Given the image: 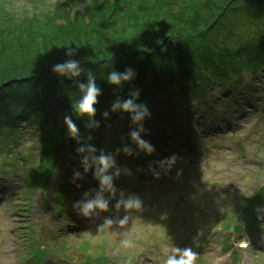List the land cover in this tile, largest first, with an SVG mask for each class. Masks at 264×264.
<instances>
[{"label": "rangeland", "instance_id": "1", "mask_svg": "<svg viewBox=\"0 0 264 264\" xmlns=\"http://www.w3.org/2000/svg\"><path fill=\"white\" fill-rule=\"evenodd\" d=\"M92 1L0 0V60L5 59L4 64L10 63L17 68L24 63L52 66L64 61L66 51L63 47L53 48L57 46L55 40L59 45L78 48L75 59H80L90 54V47L106 43L107 38L139 42L154 37L146 43L152 46L148 54L155 56L153 54L167 47L175 63L185 57V52L200 50L202 45L208 47L207 44L213 41L216 48L232 46L235 50L238 42L252 45L250 42H258L264 35L263 21L248 19L245 25H237L235 16L230 15L221 20L225 3L214 5L216 0H181V4L187 3L186 9L198 4L197 19L186 10L190 16L188 21L182 23L172 19L175 26L161 23L164 16L171 17L172 10L163 13L151 5L144 10V15L136 17V23L115 21L102 36H98V28L95 34L90 32L81 24L80 17L75 20V27L64 25V11L60 17L55 15L56 26L53 27L50 12L62 3L80 11V15L86 12L92 21L102 8L101 1L91 4ZM106 1L102 0L103 3ZM151 1L154 0H148V3ZM158 1L164 3L167 0ZM118 2L135 6L140 1ZM144 18L149 19L148 23ZM60 24L63 31L58 29L53 33ZM133 25L139 30L144 25L145 30L134 31ZM166 34L181 36L175 39L177 47L159 42ZM57 50H60V56L56 54ZM130 59L134 61L136 57ZM26 86L34 87L32 83ZM216 94L217 88H214V109L221 108L220 101L214 99ZM261 95L253 102L248 101L250 108L240 110L229 126L217 119V116H224L220 111H207L201 118L195 105L190 107L192 114L187 122L197 124H194L193 137L186 139V146H180L181 139L173 143V139L167 138L171 135L169 131L177 127L176 122L173 126L163 123L165 117L158 113L159 105H148L150 124L142 136L149 143L160 136L161 145L165 146L164 151L154 148L155 151L148 155V166L156 168V162L172 155L178 157L176 163L167 172L157 169L161 172L158 179L152 174L141 179L138 176L141 170L135 167L134 160L130 164L119 161L117 165L128 169L131 175L121 174L115 179L114 186L118 191L108 210L88 218L79 216L72 206L84 192L97 188L98 183L88 173L82 180L70 182L73 168L82 170L70 163L66 144L55 152L62 140H66L63 125L54 130H50L51 125H43L33 133L25 132L18 138H10L6 146L0 139V264H36L33 252H37V243H41L40 249L47 250L50 256L45 257L43 264H78L83 260V251L90 259L107 258L117 264H163L173 247L191 248L198 254L197 264H264V92ZM116 117L110 116L107 123L103 120L100 127L92 131L91 143L98 149L113 152L122 146L120 139L114 140L117 128L123 123L120 116L118 121ZM159 121L161 123H157ZM77 123L81 130L83 123ZM197 126L202 127L197 129ZM87 131L85 129L84 134ZM112 142L115 149H111ZM118 157L115 155L116 160ZM145 166L141 167L149 169ZM141 182L147 184H137ZM58 184L72 189L62 200L56 197ZM119 191L137 195L142 201L141 209H117L115 203ZM66 199L70 205H65ZM247 208L255 215L253 222L242 214ZM238 211L246 222H252L253 229L242 226ZM125 216L129 217L128 222L119 225L118 221ZM105 218L113 220V225L109 231H97ZM257 230L259 238L254 236ZM125 238L132 239L134 247L124 248L121 240ZM50 252L60 255L53 257Z\"/></svg>", "mask_w": 264, "mask_h": 264}, {"label": "trees", "instance_id": "2", "mask_svg": "<svg viewBox=\"0 0 264 264\" xmlns=\"http://www.w3.org/2000/svg\"><path fill=\"white\" fill-rule=\"evenodd\" d=\"M95 1L97 0H93L91 4L97 3ZM99 1L102 3L100 5L102 8L93 17L92 21H90L86 12L85 15H80V11H74L64 3L57 5L50 12L53 27L56 26L55 19L57 17L55 15L60 17L64 11L66 14L64 25L75 27L74 22L80 17L81 24L85 25L90 32L95 34L98 28V36H102L103 31L106 32L113 26L115 21L120 24L129 20L136 23V17L140 14L141 16L144 15V10H148L151 5H155V10L163 13L172 10L171 17L164 16L161 18L163 26H175L172 19L182 21V23L188 21L187 19L190 16L186 10L192 12L193 19H197L195 12L198 10V4L186 9L187 3L181 4V0H167L164 3L158 0L150 3H148V0H137L140 2H137L135 6L119 4L118 0H108L104 3L102 0ZM222 3H225V10L221 14V20L230 15L231 17L235 16L234 20L238 21L237 25H245L248 19L257 22L263 21L261 27L264 28V0H216L214 5L218 4L220 6ZM66 10L68 11L66 12ZM70 17H72V20ZM93 21L95 22L92 23ZM148 21L149 19L146 22L148 23ZM154 21L156 22V20ZM199 22H201V19ZM133 26L135 29H131H134V31L143 32L145 30L144 25L140 26L142 30H139L136 25ZM54 29L56 30L53 33H56L58 29L63 31L64 28L60 24ZM241 29L244 31V28ZM176 37L180 38L181 36L166 34L161 36L159 42L163 41L166 45L173 44L174 47H177ZM153 38L139 42L130 40L114 41L107 38L106 43L93 45L90 47V54L79 59L83 67L94 71L97 84L102 89V94L98 97L95 117L109 108L115 95L126 97L130 89H139V98L145 101L154 100L162 93L171 100L169 95L172 92H176L181 97L190 95L197 98L203 91L214 86L215 83L224 85L227 81H231V76L238 77L243 71L253 76H256L257 72L264 73V70H261L264 67V35L258 42H250L252 45H248V42L244 45L238 42V46L236 44L233 51L232 46L216 48V42L213 41L214 43L207 44L208 47L202 45L200 50L185 52V57L175 63L172 62L167 47L153 54L155 56L148 54L152 50V46L146 43ZM55 43L59 45L56 40ZM136 43H139V45ZM235 43L237 42L235 41ZM53 48H56V46H53ZM56 54L60 56V50H57ZM75 57L74 55L72 58ZM131 57H136V59L132 61ZM4 61L5 59L0 60L2 66L0 67V131L10 132V128L21 121L31 124L37 123L39 119L51 122L60 129L62 117L68 112L73 99L68 93L74 94L76 92L75 86L72 85L67 88L64 94H61L60 87L62 86L58 83L56 76L52 74V66H42L40 64L38 67V63H24L22 67L17 68L16 65L10 63L4 64ZM27 65H30V68ZM129 66L136 72V78L131 84H125L121 89L114 90L104 82L109 71L115 68L117 71L122 72ZM241 67H244V69H241ZM30 83L34 87L29 88L26 86ZM65 83L69 82L66 81Z\"/></svg>", "mask_w": 264, "mask_h": 264}, {"label": "clouds", "instance_id": "3", "mask_svg": "<svg viewBox=\"0 0 264 264\" xmlns=\"http://www.w3.org/2000/svg\"><path fill=\"white\" fill-rule=\"evenodd\" d=\"M56 47L66 49L64 61L51 67L52 74L56 76L58 83L62 86L60 87V93L64 94L67 88L72 85L76 89L74 94L68 93L73 99L68 112L63 115L61 120L66 137L77 145L75 153L79 156V164L83 170L81 172L74 169L70 182L75 183L82 180L84 174L91 170L93 179L98 183L97 188H90L84 192L82 198L72 206L79 216L88 218L99 212H106L110 201L118 191L114 186V180L118 179L121 174L131 175L128 169L117 165L115 155L117 153H123L126 156H133L137 153L151 155L155 151L154 147L142 138V134L145 133L144 121L150 117V112L144 103H137L140 96L139 89H130L126 97L115 95L109 108L102 112L101 116L107 120L110 114L123 115L126 113L130 121L127 133L129 143L122 144L115 152H107L103 148L98 149L91 143L92 136L90 134L91 131H95L100 127V121L95 119V115L98 97L101 96L102 89L97 84L96 74L92 69L83 67L79 59L72 58L78 48L70 45H57ZM135 78L136 72L129 66L122 72L117 71L115 68L109 71L104 82L114 90H119L123 85L131 84ZM66 81L69 83L66 84ZM78 120L82 121L83 127L88 130V134H81ZM132 145L135 146V152ZM177 159L176 155H172L156 162L155 169L149 165L148 170L155 179H158L161 172L157 169L167 172L173 167ZM115 207L117 209L123 207L125 210H140L142 201L135 194L126 195L124 191H119V199L116 200ZM128 220L129 217L125 216L118 221V224L125 225ZM113 223V220L105 218L97 231H109ZM121 245L124 248H131L134 247V241L125 238L121 240ZM197 258L198 254L191 248L173 247L163 264H197Z\"/></svg>", "mask_w": 264, "mask_h": 264}]
</instances>
